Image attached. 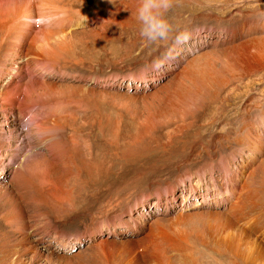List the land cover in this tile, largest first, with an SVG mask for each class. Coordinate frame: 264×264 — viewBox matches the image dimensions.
<instances>
[{
	"label": "rangeland",
	"instance_id": "rangeland-1",
	"mask_svg": "<svg viewBox=\"0 0 264 264\" xmlns=\"http://www.w3.org/2000/svg\"><path fill=\"white\" fill-rule=\"evenodd\" d=\"M136 7L0 0V264H264V0Z\"/></svg>",
	"mask_w": 264,
	"mask_h": 264
},
{
	"label": "clouds",
	"instance_id": "clouds-1",
	"mask_svg": "<svg viewBox=\"0 0 264 264\" xmlns=\"http://www.w3.org/2000/svg\"><path fill=\"white\" fill-rule=\"evenodd\" d=\"M176 0H137L135 18L139 24V35L147 43L168 40L173 33V27L167 18L168 12L174 7ZM45 23L47 21H40ZM188 39L187 33L175 35L177 44ZM169 53V57H170ZM163 66L162 62L154 64L155 68Z\"/></svg>",
	"mask_w": 264,
	"mask_h": 264
},
{
	"label": "bare ground",
	"instance_id": "bare-ground-1",
	"mask_svg": "<svg viewBox=\"0 0 264 264\" xmlns=\"http://www.w3.org/2000/svg\"><path fill=\"white\" fill-rule=\"evenodd\" d=\"M101 5H102V3H101ZM105 5V4H104ZM17 66V65H16ZM15 67V66H14ZM53 87H54V85H52ZM49 88H51V87H49ZM261 121L260 122H262V123H264V117H262L261 119H260ZM240 140H242L241 138H240ZM237 142V141H236ZM227 172V171H226ZM213 178H216V177H212V179ZM249 201V200H248ZM239 208V207H238ZM240 211H241V209H240ZM14 221V220H13ZM236 251V250H235ZM235 253V252H234ZM238 254V253H237ZM248 255V254H247ZM255 255V254H254ZM250 256H252L251 254H250ZM239 257V256H238ZM255 257V256H254ZM243 260V259H242ZM247 263V262H246ZM253 264V263H252Z\"/></svg>",
	"mask_w": 264,
	"mask_h": 264
}]
</instances>
